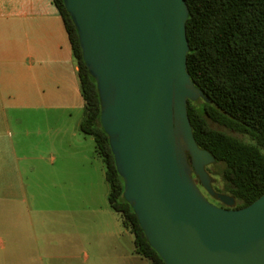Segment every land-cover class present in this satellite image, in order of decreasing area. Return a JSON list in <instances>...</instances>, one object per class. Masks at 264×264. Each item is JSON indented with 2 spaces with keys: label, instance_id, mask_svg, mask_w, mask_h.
<instances>
[{
  "label": "water",
  "instance_id": "95a60500",
  "mask_svg": "<svg viewBox=\"0 0 264 264\" xmlns=\"http://www.w3.org/2000/svg\"><path fill=\"white\" fill-rule=\"evenodd\" d=\"M64 3L97 81L125 200L151 247L165 264H264V195L235 209L213 188L216 159L195 141L188 102L205 96L188 72L186 0Z\"/></svg>",
  "mask_w": 264,
  "mask_h": 264
},
{
  "label": "crops",
  "instance_id": "0c3cea01",
  "mask_svg": "<svg viewBox=\"0 0 264 264\" xmlns=\"http://www.w3.org/2000/svg\"><path fill=\"white\" fill-rule=\"evenodd\" d=\"M84 106L54 1L0 0V264H148L124 225H88L82 187L100 157L81 131ZM36 177L68 193L37 204Z\"/></svg>",
  "mask_w": 264,
  "mask_h": 264
},
{
  "label": "trees",
  "instance_id": "16d2710c",
  "mask_svg": "<svg viewBox=\"0 0 264 264\" xmlns=\"http://www.w3.org/2000/svg\"><path fill=\"white\" fill-rule=\"evenodd\" d=\"M53 1L64 21L79 68L85 102L81 131L94 138L96 153L104 162L110 207L121 215L124 227L134 235L136 254L150 264H165L149 244L134 209L125 200V183L101 123L97 81L85 63L79 34L64 0ZM186 3L188 72L205 96L188 102L195 141L216 159V165L222 166L219 176L224 188L221 190L213 183L215 191L233 197L235 209L246 208L264 195V0H186ZM207 172L211 176L208 168ZM204 193L210 202H215Z\"/></svg>",
  "mask_w": 264,
  "mask_h": 264
},
{
  "label": "rangeland",
  "instance_id": "374dc122",
  "mask_svg": "<svg viewBox=\"0 0 264 264\" xmlns=\"http://www.w3.org/2000/svg\"><path fill=\"white\" fill-rule=\"evenodd\" d=\"M231 135L238 137L247 141L246 137L237 135L235 133H230ZM93 165L99 169L96 176L93 178L89 177V185L86 187H82V192L84 195H87L89 199V210L87 216L88 225L89 227H100L101 225L106 226L107 223L110 224L112 227L116 228L120 226L123 230L122 224V217L120 214L116 213L112 208L109 206L108 202V195L110 193V186L105 178V166L104 162L101 158H97L93 161ZM210 171L211 178L213 183H216V187L223 190L224 186L221 182V177L219 176V172L222 169L221 165L212 164L207 167ZM103 172V173H102ZM218 181V183H217ZM80 193L81 187H73ZM68 193L66 187L64 186H53L50 181L46 177L37 178L36 177V196L44 195L46 197L38 199L37 204H41V201L47 206H55L57 205V201H51V199L47 198V196L56 197L61 196L64 193ZM73 193H76L73 191ZM56 200V199H55ZM61 203H64V200H61ZM103 210H107L109 216H105L102 214ZM150 264L149 262H147Z\"/></svg>",
  "mask_w": 264,
  "mask_h": 264
},
{
  "label": "flooded vegetation",
  "instance_id": "af4514ba",
  "mask_svg": "<svg viewBox=\"0 0 264 264\" xmlns=\"http://www.w3.org/2000/svg\"><path fill=\"white\" fill-rule=\"evenodd\" d=\"M200 188H201V187H200ZM203 191H204V190H203ZM213 199H214V198H213ZM214 200H215V202H217V203L214 202L213 204H215V205H217V206H219V207H220V206H223V207H221V208H227L225 205H223V204H222L221 202H219L218 200H216V199H214ZM219 204H220V205H219ZM235 207H236V206H235ZM235 207H234V208H235Z\"/></svg>",
  "mask_w": 264,
  "mask_h": 264
}]
</instances>
